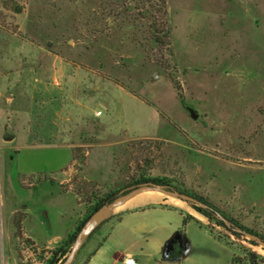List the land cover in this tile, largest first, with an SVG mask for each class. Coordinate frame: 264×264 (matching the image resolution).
I'll list each match as a JSON object with an SVG mask.
<instances>
[{"label":"rangeland","instance_id":"obj_1","mask_svg":"<svg viewBox=\"0 0 264 264\" xmlns=\"http://www.w3.org/2000/svg\"><path fill=\"white\" fill-rule=\"evenodd\" d=\"M159 1L0 0V264H43L58 246L31 247L22 227L62 236L142 177L212 217L138 204L74 264H264L237 231L264 238V0ZM178 232L187 257L163 262Z\"/></svg>","mask_w":264,"mask_h":264},{"label":"water","instance_id":"obj_2","mask_svg":"<svg viewBox=\"0 0 264 264\" xmlns=\"http://www.w3.org/2000/svg\"><path fill=\"white\" fill-rule=\"evenodd\" d=\"M187 111L190 113L191 117L193 119L198 118V114L195 112L193 108L187 107ZM11 139H9L10 141ZM145 192H161L167 196L173 197L178 199L179 201L190 204L193 206H196L197 208L201 209H209V207L202 203L201 201L197 200L194 197H191L189 195L183 194L177 190L172 189L169 186L157 184L154 182H147V183H141L137 184L135 186L129 187L123 191H121L118 195H116L109 203L105 204L103 207H101L99 210H97L82 226L80 231L78 232L76 239L74 243L72 244V247L65 258L64 262L62 264H74L78 254L83 249L86 242L89 240V238L96 232L98 228L101 227L103 223L108 221L113 217L114 214H112V210L119 206L120 204H123L124 202L132 199L133 197L145 193ZM225 225L228 226L229 223L227 220H223ZM238 233H241L248 239H250L253 243L257 244L258 246L262 247L264 249V240L258 237L257 235L245 233L241 230H237ZM236 231V232H237ZM180 237L178 235H175L172 237L164 246V254L165 257H169L168 252L171 244ZM187 241V240H186ZM188 244L186 245V251L183 254L182 258L187 257L188 252ZM126 264H136L133 260L127 261Z\"/></svg>","mask_w":264,"mask_h":264},{"label":"crops","instance_id":"obj_3","mask_svg":"<svg viewBox=\"0 0 264 264\" xmlns=\"http://www.w3.org/2000/svg\"><path fill=\"white\" fill-rule=\"evenodd\" d=\"M12 96L13 95H9L7 98V100L11 103H13V101H14V98ZM10 119L11 118H9V120ZM28 126L30 128V121H28ZM9 139H11V140L9 141ZM15 140H16V137L13 136L11 138H7L6 142H14ZM145 202H163V203L172 204V205L177 206V207L185 208V204L183 202L178 201V199L167 196L161 192H145V193H142V194H139V195L133 197L132 199H130V200L124 202L123 204H120L116 208H114L112 210V214H115L117 212H121L125 209H129V210L124 211V212L120 213L119 215H117L116 217H112L111 219H118L119 217H122L124 219H121V221L119 222V226H121V225L123 226V224L127 220H128L127 224H130L132 222L131 218H134L135 216H138L139 214H141V210H143L144 207L143 208H135V209H130V208H132L133 206H136L138 204L145 203ZM26 211L27 210H25V213H24L25 215L27 214ZM175 211H177V210H175ZM16 213H17V211H12L10 216H9V219L12 220ZM181 216L183 219H186L183 215H181ZM76 218L77 217L75 215L72 216V218H71L72 221L70 223V226L68 227V229L66 230V232L62 236L58 235V236H55L54 238L46 239L45 237H43L41 235V229H40V225H39L36 227L37 231L27 230L24 227H22L23 233L20 236V239L21 240H23V239L30 240L31 242L34 243L35 246H44L46 249H52L53 247L59 246L63 241L66 240V238L68 237L69 234L74 232ZM125 218H128V219H125ZM111 219H109V220H111ZM25 221H23L21 223L22 226L25 224ZM11 243H12V240H11ZM163 249H164V247H163ZM161 251H162V248L159 250V252L157 251L156 253L161 254ZM154 257H156V254L150 255V257H147V261H151L152 259H154ZM129 260H132V258L131 257L127 258L126 263ZM175 261H177V260H175ZM136 264H138V263H136Z\"/></svg>","mask_w":264,"mask_h":264},{"label":"trees","instance_id":"obj_4","mask_svg":"<svg viewBox=\"0 0 264 264\" xmlns=\"http://www.w3.org/2000/svg\"><path fill=\"white\" fill-rule=\"evenodd\" d=\"M157 9L159 10V12L165 11L166 10V2L165 0H160L156 5ZM153 7L152 9L147 10L149 13H153ZM154 35H157L156 32H154ZM157 40H160V38H158ZM147 182H151L150 179H147L145 177H142L141 179L137 180L134 182L135 185L137 184H141V183H147ZM152 182L157 183V184H161V185H165L168 186L167 183L165 182H161V181H156V180H152ZM170 187V186H169ZM118 193V192H117ZM116 192H111L109 194H107L106 196H104L101 199H96L94 205L92 206L91 210L89 211V213L87 214L86 218L81 221L79 223V225L75 228L74 232H72L71 234L68 235V237L66 238L65 241H63L58 247H56L54 250L48 252L49 253V258L46 259V261L43 264H62L65 260V258L67 257L72 244L74 243L76 236L78 234V232L80 231V229L82 228V226L85 224V222L97 211L99 210L101 207H103L105 204L109 203L116 195ZM197 198V197H196ZM198 200H200L202 203L208 205L206 202H204L201 198H197ZM166 208V207H165ZM197 211L199 213H201L202 215L206 216L207 218H211L212 214L210 211L206 210V209H201V208H196ZM175 210V209H173ZM192 220H194L197 224H200V222L194 218L191 217ZM217 219V218H216ZM217 221L222 224L223 226H226L224 222H221L217 219ZM232 222V221H230ZM184 224H187V219H184ZM240 228L243 230L244 228L240 226ZM251 234L257 235L256 233L250 232ZM176 235H178L179 237L183 238L186 240V235L183 232H178ZM238 235V234H236ZM259 237V235H258ZM261 237V236H260ZM263 240L264 238L261 237ZM26 242L28 243V245H30L31 247L35 246L33 242H31L30 240H26ZM249 257L252 260V264H256L254 260H256V255L251 253L249 254ZM162 261L163 262H172L174 260H171L169 257H165L164 254V249L162 250ZM233 263L235 264V259L233 260Z\"/></svg>","mask_w":264,"mask_h":264},{"label":"flooded vegetation","instance_id":"obj_5","mask_svg":"<svg viewBox=\"0 0 264 264\" xmlns=\"http://www.w3.org/2000/svg\"><path fill=\"white\" fill-rule=\"evenodd\" d=\"M209 209H207L208 211H212L211 207L208 206ZM188 244V242L183 239V238H179V239H176L170 246L169 248V252H168V255H169V258L171 260H179L182 258L183 254L185 253L186 251V245ZM188 248V247H187Z\"/></svg>","mask_w":264,"mask_h":264},{"label":"bare ground","instance_id":"obj_6","mask_svg":"<svg viewBox=\"0 0 264 264\" xmlns=\"http://www.w3.org/2000/svg\"><path fill=\"white\" fill-rule=\"evenodd\" d=\"M176 199V198H175ZM179 201V200H178ZM177 203V202H176Z\"/></svg>","mask_w":264,"mask_h":264}]
</instances>
